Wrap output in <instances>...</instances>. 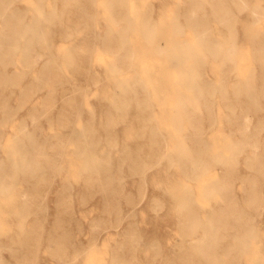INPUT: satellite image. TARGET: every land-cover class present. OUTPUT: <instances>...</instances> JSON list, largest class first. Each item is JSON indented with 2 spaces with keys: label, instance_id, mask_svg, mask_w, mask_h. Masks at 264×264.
I'll return each mask as SVG.
<instances>
[{
  "label": "rangeland",
  "instance_id": "374dc122",
  "mask_svg": "<svg viewBox=\"0 0 264 264\" xmlns=\"http://www.w3.org/2000/svg\"><path fill=\"white\" fill-rule=\"evenodd\" d=\"M263 49L264 0H0V264H264Z\"/></svg>",
  "mask_w": 264,
  "mask_h": 264
},
{
  "label": "bare ground",
  "instance_id": "6f19581e",
  "mask_svg": "<svg viewBox=\"0 0 264 264\" xmlns=\"http://www.w3.org/2000/svg\"><path fill=\"white\" fill-rule=\"evenodd\" d=\"M262 51H264V49ZM257 86H261L263 88L264 87V79L261 77L259 78V76H257V75H254L252 77V79L250 80V83L246 89L247 90L246 94H248V96H251L253 98H257L258 94H262L261 91H257L255 89ZM263 144H264V141H263ZM260 151H261L260 155H257L255 157H251L252 166L258 172V174L255 175V172H253L254 174L248 175L249 187H248V190H245L247 193L246 198L248 197V199H245L244 203H242V205L240 207L237 206L236 203L238 201H237V199H235V196L232 195V188H231L232 187L231 186L232 181L230 180V178L233 177L232 167H228L226 172H224V173H226L227 177L225 179L226 181H225L224 186H223L224 192L222 194V199L224 201L230 200L232 202V205L230 206L229 210H227L225 213H222V216L225 215V220L223 223L224 226L222 228L223 233L220 234L219 237H221V235H222V239L225 237L224 243H222V245L220 246L222 248L223 253L226 252V254L227 253L231 254V251L234 250V247L236 245L235 240L237 239V241H238L237 230L240 232L247 231L249 233H253V226L252 225L251 226L249 225L248 229H247L246 226L243 225L241 222V220H243L242 218L244 217L243 205H245V204L250 205L251 208H254V212H256L258 210V208H260V206L264 205V193L262 192L263 184H264V169H263L264 168L263 167L264 166V146L260 148ZM192 161H194V159H192ZM208 164L209 163H205L203 165L206 166ZM186 166H187V164H186ZM31 173H33V171H31ZM227 188H229L228 191H227ZM249 214L252 217L254 216L252 211H250ZM231 215L233 216L232 220H229V216H231ZM226 223H229V225H231L232 229L233 228L234 229L233 230L231 229V231L228 232L229 227L226 225ZM238 225L240 227H238ZM29 237H32V235H29ZM229 237L232 238L234 241H232ZM227 238H228V240H227ZM242 239H243V237H241V238L239 237V242ZM223 260L224 259H222V263L220 262L219 264H223V262H224ZM231 262H234L233 258L228 261V263H231Z\"/></svg>",
  "mask_w": 264,
  "mask_h": 264
}]
</instances>
